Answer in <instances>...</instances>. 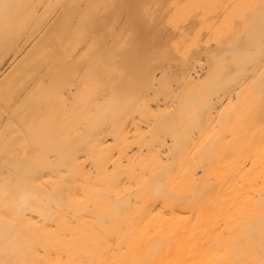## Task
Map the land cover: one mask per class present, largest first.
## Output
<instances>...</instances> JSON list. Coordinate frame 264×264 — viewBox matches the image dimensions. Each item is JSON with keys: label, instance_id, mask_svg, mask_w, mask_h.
I'll list each match as a JSON object with an SVG mask.
<instances>
[{"label": "bare ground", "instance_id": "bare-ground-1", "mask_svg": "<svg viewBox=\"0 0 264 264\" xmlns=\"http://www.w3.org/2000/svg\"><path fill=\"white\" fill-rule=\"evenodd\" d=\"M0 264H264V0H0Z\"/></svg>", "mask_w": 264, "mask_h": 264}]
</instances>
